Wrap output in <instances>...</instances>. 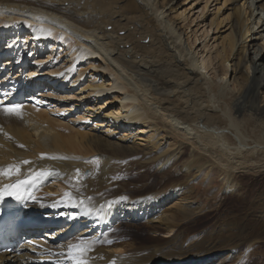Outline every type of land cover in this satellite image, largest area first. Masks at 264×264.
<instances>
[{
    "label": "bare ground",
    "instance_id": "obj_1",
    "mask_svg": "<svg viewBox=\"0 0 264 264\" xmlns=\"http://www.w3.org/2000/svg\"><path fill=\"white\" fill-rule=\"evenodd\" d=\"M172 1L0 0V43L7 33L25 55L33 39L37 66L31 70L44 67L45 75H54L50 84H67L65 94L29 92L21 117L0 109V169L21 165L20 176H0V188L30 172L59 173L34 191L38 202L31 200L26 213L35 228L22 234L28 242L1 253L0 264H71L54 254L80 240L92 244L87 264H148L153 256L112 238L119 220L154 216L157 223L174 224L171 218L186 215L168 209L186 208L202 175L217 169L226 189H233L239 175L264 173V44L256 41L264 40V0H205L193 20L171 16L174 7H166ZM213 1L218 4L210 20L194 24ZM43 48L50 51L47 58H40ZM14 82L20 86L22 78ZM71 100L79 106L84 101L83 114L72 115L77 105L69 113ZM134 158L185 178L180 187L145 199L109 193L119 166ZM66 192L83 197L97 214L86 216L84 207L67 203ZM76 230V237L61 240ZM216 258L180 264H213Z\"/></svg>",
    "mask_w": 264,
    "mask_h": 264
},
{
    "label": "rangeland",
    "instance_id": "obj_2",
    "mask_svg": "<svg viewBox=\"0 0 264 264\" xmlns=\"http://www.w3.org/2000/svg\"><path fill=\"white\" fill-rule=\"evenodd\" d=\"M191 4H194L193 9L182 14V11ZM204 4L205 0H173L166 8L174 7V10L168 13L175 18L180 14L181 19L189 16V20H193L200 14ZM217 4L216 1L211 2L204 17L195 19L194 24L203 22L204 18L205 22H208ZM253 20L254 18L250 21ZM194 24H191L190 28L194 29ZM212 33L213 31L210 32V36L213 35ZM256 41L259 45L264 44L263 39ZM212 42L213 40H210V43ZM201 46L202 44L198 48L200 49ZM42 51L40 58H47L45 54L48 55L50 51L46 48ZM58 51L59 49H55L50 61L57 58ZM260 63L264 67V59ZM93 71L91 67L86 71L85 77L90 78L91 75L88 73ZM261 91L263 92H260V95L263 97L264 88ZM83 103L84 101L79 106L78 102L71 100L66 107L69 106L67 108L70 109L77 105L72 115H78L80 112L83 114V107H81ZM68 111L71 113V109ZM215 171L206 173L207 175H202L195 180L191 195L192 202L189 205L182 204V206L187 205L186 208L180 209V206L176 204V207L168 209L177 216L179 212H184L186 215L184 218H171L174 224L163 225L159 221L157 223L158 218L154 216L119 220L120 223L112 232V238L119 239L120 242H118L121 244L131 245V250L138 249L137 253H145L144 257L153 256L149 258L147 256L150 260L153 258L148 264L153 260L156 264H180L187 259L198 262L213 254L217 255L213 264H264V173L248 174V176L241 174L242 177L239 175L236 178L237 187L226 189L223 175L219 170L215 169ZM184 178V174L177 172L174 168L150 167L140 158H134L119 166L117 174L110 180L108 192L124 196L123 198L145 199L148 195L166 193L180 187ZM169 203L165 209L173 204ZM163 212L165 213V210ZM167 225L171 226L167 228ZM43 233H45L44 230L41 236ZM167 234L169 236L164 237ZM211 259L212 257L208 260Z\"/></svg>",
    "mask_w": 264,
    "mask_h": 264
},
{
    "label": "snow or ice",
    "instance_id": "obj_3",
    "mask_svg": "<svg viewBox=\"0 0 264 264\" xmlns=\"http://www.w3.org/2000/svg\"><path fill=\"white\" fill-rule=\"evenodd\" d=\"M31 26V25H29ZM41 33H46L48 36H51L53 33L50 29H46L41 27L39 29ZM63 37H61L62 39ZM23 105L22 104H4L0 101V109L3 110L4 113L10 116H18L21 117L23 112ZM23 147V145H21ZM46 154H41V158H45ZM51 159H68V157H57L51 156L48 157ZM32 162L29 160H24L21 162L23 165L31 164ZM77 179L79 177L80 170L77 169ZM21 174V165H10L7 169H0V176H20ZM59 175L54 170H40L38 172L29 173L27 179L17 180L15 183L6 184L2 188H0V202H2L6 197H11L16 201H24V200H32L33 202H38L34 195V191L37 187L40 186L42 181L48 180L51 177ZM65 201L72 206L75 207H84L86 216L88 215H96L97 210L89 207L85 204V199L83 197L77 198L74 197L71 192H66L64 194ZM91 199L90 197L88 198ZM61 201V202H65ZM43 206V205H42ZM55 206V205H53ZM112 206L111 202L108 203V207ZM3 215V212L0 211V216ZM92 249L91 243H85L84 240H80L75 244H69L67 252L65 253H58L54 255H61L64 256L66 260L71 261V264H87L86 253H88ZM112 264H115V261H112Z\"/></svg>",
    "mask_w": 264,
    "mask_h": 264
},
{
    "label": "water",
    "instance_id": "obj_4",
    "mask_svg": "<svg viewBox=\"0 0 264 264\" xmlns=\"http://www.w3.org/2000/svg\"><path fill=\"white\" fill-rule=\"evenodd\" d=\"M77 169H79V170H80V173H79V174H81V173H82V170H81L80 168H77ZM77 169H76V170H77Z\"/></svg>",
    "mask_w": 264,
    "mask_h": 264
}]
</instances>
